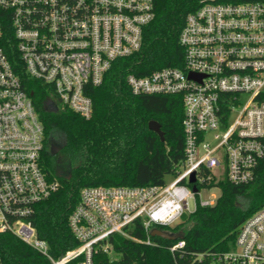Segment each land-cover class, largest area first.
I'll use <instances>...</instances> for the list:
<instances>
[{
    "label": "built area",
    "instance_id": "1",
    "mask_svg": "<svg viewBox=\"0 0 264 264\" xmlns=\"http://www.w3.org/2000/svg\"><path fill=\"white\" fill-rule=\"evenodd\" d=\"M154 19V0H0V41L11 29L25 71L51 88L49 102L89 120V89L103 83L116 61L142 49ZM180 44L183 68L132 74L126 82L136 96L182 97V169L163 186L83 188L69 217L80 245L58 258L33 223L36 206L60 188L44 169L45 127L0 46V233L14 235L50 264H94L97 247L113 252V236L139 242L130 233L136 223L150 245L157 226H175L198 206L216 204L218 197L203 200L202 190L220 191L223 180L256 181L264 160V3L204 0L187 17ZM184 247L179 240L170 251ZM211 258L214 264H264V206L240 227L233 251Z\"/></svg>",
    "mask_w": 264,
    "mask_h": 264
},
{
    "label": "trees",
    "instance_id": "2",
    "mask_svg": "<svg viewBox=\"0 0 264 264\" xmlns=\"http://www.w3.org/2000/svg\"><path fill=\"white\" fill-rule=\"evenodd\" d=\"M203 1L154 0L155 19L144 31L142 49L116 61L103 83L89 89L94 105L89 120L66 108L57 112L49 110L47 104L54 99L51 88L25 71L12 30L0 41L44 124L46 146L58 136L64 139L63 157L71 177L59 174L56 158L46 147L44 169L51 179L59 181L60 188L36 206L33 216L38 236L48 242L55 258L80 245L69 227V217L83 188L163 186L168 176L174 177L182 169L185 161L182 97L136 96L126 79L132 74L148 76L163 68H183L180 35L187 17ZM227 1L264 3V0ZM151 121L161 125L164 141L149 129ZM218 186L220 196L215 205L198 206L175 226H157L170 233L184 231V249L172 253L170 248L176 241L159 237H151L152 243L148 245L145 230L136 223L130 233L139 242L113 236L110 242L118 259L112 260L97 247L94 264H214L212 254L233 251L240 227L264 206V160L259 164L254 183L237 186L223 180ZM241 198L248 201L246 207L238 204ZM0 259L2 264H50L47 258L10 233H0Z\"/></svg>",
    "mask_w": 264,
    "mask_h": 264
},
{
    "label": "water",
    "instance_id": "3",
    "mask_svg": "<svg viewBox=\"0 0 264 264\" xmlns=\"http://www.w3.org/2000/svg\"><path fill=\"white\" fill-rule=\"evenodd\" d=\"M192 76V75H191ZM47 107H51L52 111L57 112L59 110L58 106L53 103V102H49L47 104ZM149 129L151 131H154L155 133H157L161 140L164 141V132L161 129V125L157 122V121H151L149 123ZM51 153L54 155L55 151L54 149H52ZM71 177V175L69 176V178ZM196 181V174H192L191 178H190V183H194ZM197 188L194 187V192H197ZM151 236L152 237H159L165 240H169V241H179V240H183L185 238V232L184 231H179L178 233H170L168 231H164L158 228H154L151 232Z\"/></svg>",
    "mask_w": 264,
    "mask_h": 264
},
{
    "label": "flooded vegetation",
    "instance_id": "4",
    "mask_svg": "<svg viewBox=\"0 0 264 264\" xmlns=\"http://www.w3.org/2000/svg\"><path fill=\"white\" fill-rule=\"evenodd\" d=\"M47 150H49L50 152L52 151V149H54L55 154L53 155L51 153L52 156H54L56 158V162H57V167H58V171L60 170L62 173H66L64 176L66 175H70L68 172V163L67 160L63 157V150H64V139L63 137L58 136L54 141H51L50 144H47ZM65 160V163L60 167L59 162Z\"/></svg>",
    "mask_w": 264,
    "mask_h": 264
},
{
    "label": "rangeland",
    "instance_id": "5",
    "mask_svg": "<svg viewBox=\"0 0 264 264\" xmlns=\"http://www.w3.org/2000/svg\"><path fill=\"white\" fill-rule=\"evenodd\" d=\"M244 98L246 99V96H244ZM47 108L52 111L51 107H47ZM64 163H65V160L60 161L59 162L60 167ZM56 166H58L57 165V162H56ZM57 169H58V167H57ZM58 172L61 175H65L66 174V173H62L60 170ZM173 179H174L173 176H168L166 178V181H167V183H170L171 181H173ZM211 194H213L215 197H219L220 196V191L217 190V189L213 190L212 192H210L208 190H202V192H201V198L203 200L211 199V197H212ZM191 204H192V202H191ZM238 204L241 205V206H245L246 207L248 205V201L245 198H241V199L238 200ZM110 256H111L112 260H117L118 257H119V255L116 252H114V251L110 254Z\"/></svg>",
    "mask_w": 264,
    "mask_h": 264
}]
</instances>
